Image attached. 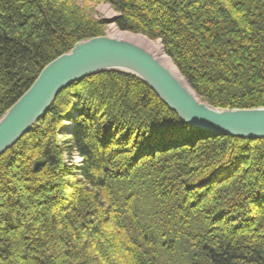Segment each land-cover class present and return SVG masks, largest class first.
I'll use <instances>...</instances> for the list:
<instances>
[{"label":"trees","instance_id":"16d2710c","mask_svg":"<svg viewBox=\"0 0 264 264\" xmlns=\"http://www.w3.org/2000/svg\"><path fill=\"white\" fill-rule=\"evenodd\" d=\"M78 2L0 0V118L104 35ZM83 2L159 41L202 102L264 107V0ZM0 264H264V139L196 130L129 74L75 82L0 155Z\"/></svg>","mask_w":264,"mask_h":264},{"label":"water","instance_id":"95a60500","mask_svg":"<svg viewBox=\"0 0 264 264\" xmlns=\"http://www.w3.org/2000/svg\"><path fill=\"white\" fill-rule=\"evenodd\" d=\"M116 71L136 77L185 124L215 135L264 139V107L216 109L199 102L161 61L142 47L106 36L76 43L47 64L27 91L0 118V155L45 115L57 95L92 75ZM43 162H36L37 170Z\"/></svg>","mask_w":264,"mask_h":264},{"label":"rangeland","instance_id":"374dc122","mask_svg":"<svg viewBox=\"0 0 264 264\" xmlns=\"http://www.w3.org/2000/svg\"><path fill=\"white\" fill-rule=\"evenodd\" d=\"M77 2L79 3L80 6L85 7V9H87V11L89 13H92V16H94L97 20H101V21H104L105 22L104 35L103 36L110 37V38H114V39H119L118 36H115L116 34H123V35H126V36L130 37V38L131 37L132 38L134 37V38H136V41H130V40H128V38L127 39L121 38V40H126L128 42L134 43V44L142 47L146 51L150 52L152 55H154V56L156 55L155 52L151 49V46L153 47V45H152L153 43L155 44V43L158 42L160 45H161V43L159 41H156V42L150 41L149 39H147L146 37H144L142 35H135V34H131L129 32L120 31L115 26V20L117 18V14L114 11H112L111 8L108 5H106V4L85 3V2H83V0H77ZM161 48H162V45H161ZM162 51H163V48H162ZM163 53H164V51H163ZM157 59L160 60L159 55H157ZM169 60L171 61L170 58H169ZM161 63H162V65H164L162 61H161ZM171 63H172V61H171ZM173 66H174V64H173ZM175 69L177 70L176 67H175ZM177 72L179 73V75L187 83V89L190 88L189 89V92L192 91L193 92V95H195V97L199 100V102H201L200 99L198 98V96L196 95V93H194V91L189 86V83L187 82V80L185 79V77H183V75H181V73L178 70H177ZM173 75L175 76V74H173ZM175 77L177 78V76H175ZM66 127H70L69 124H67ZM74 162L78 164L79 163V160L78 159H75Z\"/></svg>","mask_w":264,"mask_h":264},{"label":"bare ground","instance_id":"6f19581e","mask_svg":"<svg viewBox=\"0 0 264 264\" xmlns=\"http://www.w3.org/2000/svg\"><path fill=\"white\" fill-rule=\"evenodd\" d=\"M115 36H118L119 37V39H121V38H125V39H127L128 38V40H130V41H136V38H130V37H128V36H126V35H123V34H116ZM153 45V47L151 46V49L155 52V56L157 57V55H159V58H160V60L163 62V64L165 65V67L167 68V69H169L173 74H175V76H177V78L181 81V83L183 84V85H185V87L187 88V83L185 82V80L179 75V73L177 72V70L175 69V67L173 66V64L171 63V61L169 60V58L163 53V51H162V48H161V45L157 42V43H153L152 44ZM190 89V88H189ZM188 89V90H189ZM192 94H193V92L192 91H190ZM58 96V95H57ZM195 96V95H194ZM197 99V98H196ZM263 108V107H262ZM70 124V123H69ZM192 127V126H191ZM194 129H196L195 127H193ZM196 130H199V129H196ZM200 131H202V130H200ZM204 132H206V131H204ZM207 133H210V134H213V133H211V132H207ZM215 135V134H214Z\"/></svg>","mask_w":264,"mask_h":264}]
</instances>
